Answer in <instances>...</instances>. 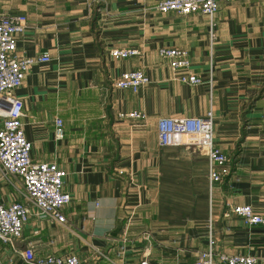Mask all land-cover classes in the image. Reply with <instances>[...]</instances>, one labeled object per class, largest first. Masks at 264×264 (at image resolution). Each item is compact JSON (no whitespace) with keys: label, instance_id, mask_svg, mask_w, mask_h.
Here are the masks:
<instances>
[{"label":"crops","instance_id":"0c3cea01","mask_svg":"<svg viewBox=\"0 0 264 264\" xmlns=\"http://www.w3.org/2000/svg\"><path fill=\"white\" fill-rule=\"evenodd\" d=\"M160 1L0 0V15L27 19L15 54L50 56L26 71L13 94L23 104L31 157L65 170L71 197L65 225L40 219L31 206L15 249L0 242V264H28L21 257L28 246L36 255L73 254L81 264H193L209 219L218 251L264 264V227L226 216L236 205L264 214V0H220L212 17L162 13ZM162 47L186 50L185 71L201 83H182L184 71L158 56ZM113 49L140 54L115 59ZM129 70L149 82L136 92L114 87ZM135 110L146 118L117 117ZM208 110L214 144L232 163L211 195L205 153L159 147L156 134L158 118ZM21 190L19 178L0 171V203L20 200Z\"/></svg>","mask_w":264,"mask_h":264},{"label":"built area","instance_id":"2783aa9c","mask_svg":"<svg viewBox=\"0 0 264 264\" xmlns=\"http://www.w3.org/2000/svg\"><path fill=\"white\" fill-rule=\"evenodd\" d=\"M220 0H161L157 7L162 13L175 12L179 15L202 13L212 17L219 8ZM232 1V0H224ZM27 29V19L23 14L0 15V171L7 176L17 177L21 181V199L8 205L0 203V242L15 249L22 237L25 224L33 206L40 219H50L65 225L66 218L62 212L70 200V195L63 190L66 171L55 162L36 161L31 157V143L23 130L24 116L22 101L13 92L20 87L26 71L36 63L50 60L48 52L34 57L15 54L17 38ZM211 38L215 39L211 31ZM158 56L172 69L183 70L178 76L182 83L199 84L201 78L186 73L189 68L188 52L181 48L162 47ZM135 49H113L110 55L115 59H124L139 55ZM149 82L142 70L123 72L113 82V86L136 92ZM118 118L144 120L142 111L119 112ZM159 147L195 146L202 150L208 161L207 184L209 194L222 184L232 173L230 158L222 152L213 141V113L208 110L198 117H161L156 123ZM55 139L64 137L63 120L54 121ZM119 174L122 172L119 171ZM233 214L245 225L264 227V214L254 212L249 205L232 206L226 216ZM144 237H147L145 235ZM125 238L121 239L118 255L124 251ZM21 257L28 264H81L73 254L36 255L31 246L21 252ZM141 264H150L143 260ZM193 264H257L252 255L225 254L217 250L214 236L213 220L206 225V247L198 252Z\"/></svg>","mask_w":264,"mask_h":264}]
</instances>
